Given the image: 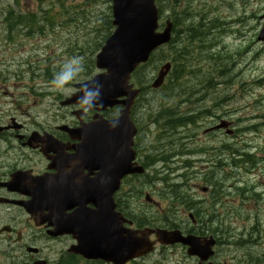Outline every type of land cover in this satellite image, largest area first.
<instances>
[{"label":"rangeland","instance_id":"obj_1","mask_svg":"<svg viewBox=\"0 0 264 264\" xmlns=\"http://www.w3.org/2000/svg\"><path fill=\"white\" fill-rule=\"evenodd\" d=\"M160 5V27L167 19L172 21L173 38L131 79L135 87L144 89L131 117L139 127L142 160L147 153L174 158L148 167L144 192L133 202L142 213L139 228L190 229L184 199L168 210L170 186L176 184L179 196L198 207L190 211L197 212L200 221L195 233L218 241L213 262L263 264L264 40L258 36L264 0H162ZM17 16L28 24L15 27ZM111 26L109 0H0V85H7L5 92L22 105L27 99L33 126L61 122L48 116L62 114L59 102L74 92L73 86L98 73L94 59ZM72 56L84 58L85 71L68 85L69 90H52L54 74ZM165 62L171 63V71L153 90L150 83ZM173 72L177 79L171 78ZM163 112L167 118L191 116L194 122L170 130L162 121L153 122L165 119L157 117ZM219 119L232 122L234 135L202 133ZM189 151L194 156H186ZM236 151L250 157L233 158ZM212 154L222 161L213 179L216 187L201 180L204 162ZM204 186L210 187L211 196L199 191ZM145 194L158 207L146 205ZM68 244L64 240L51 245L54 251L65 252ZM194 263L183 247L175 245L157 246L155 252L128 264Z\"/></svg>","mask_w":264,"mask_h":264},{"label":"water","instance_id":"obj_2","mask_svg":"<svg viewBox=\"0 0 264 264\" xmlns=\"http://www.w3.org/2000/svg\"><path fill=\"white\" fill-rule=\"evenodd\" d=\"M155 1L111 0L114 31L95 57V67L101 72L85 82L76 84L77 91L61 103L80 105L77 103V96L81 86H91L95 83L101 88L102 101L96 110H105L116 105L123 107L119 116L113 120L98 118L88 124H81L74 130L64 128L70 138L80 142L75 147V161L82 157H93L95 158L93 161L100 164L103 171L106 166V172L99 178L105 181L106 174L109 173L108 178L111 177L110 181L114 183L113 189L110 190L109 186H103L102 190L97 187L80 189L75 186V192H70L58 184L54 185L55 189L49 187L44 195L47 201L46 219L53 228L51 235H70L76 240V244L68 251L87 260L125 264L150 254L156 244L161 246L180 244L187 248V256L199 259L197 264H205L213 255L212 248L215 241L211 236H184L179 230L148 227L141 230L127 229L123 227L127 221L114 211L112 196L117 189L119 179L125 175L143 173L142 167L133 168L135 152L132 146L136 128L130 119V110L139 90L133 89V85L129 83L130 76L139 65L148 61L152 52L171 39L170 21H166L162 31H157L158 9ZM261 19H264V15ZM258 40H264V22ZM169 70V63L162 65L151 88H159ZM113 121H118L115 128L111 127ZM228 126L229 123L222 121L210 130L226 129ZM226 133L232 132L227 130ZM34 136L35 134L33 138ZM59 177V175L53 176L56 181ZM42 197L43 195L37 196L34 203H40ZM87 203H91L94 209L86 208ZM74 207L72 212L66 213ZM28 211L37 217L39 222L45 220L40 217V212L33 205ZM152 235L154 240H150Z\"/></svg>","mask_w":264,"mask_h":264},{"label":"flooded vegetation","instance_id":"obj_3","mask_svg":"<svg viewBox=\"0 0 264 264\" xmlns=\"http://www.w3.org/2000/svg\"><path fill=\"white\" fill-rule=\"evenodd\" d=\"M7 89V85H0V98L3 99L0 102V264H106L100 260L82 259L68 253L67 249L65 252L62 248L57 251L53 250L51 245L53 243L67 240L69 247L74 241L71 236H51L52 228L46 219L48 213L44 195L48 192L49 187L55 189L54 185L58 184L70 192H75V186L80 189L97 187L99 190H102L103 186H109L110 190L113 189L114 183H111V177L108 178L109 173L106 174L107 180L99 178L106 172V166L103 171V167L95 163L93 157H82L75 161V146L79 144V141L71 139L60 127L74 129L80 123L91 122L97 115H101L105 120H111L118 116L120 107L106 109L102 112H97L95 109L84 112L79 106L63 107L58 109L59 111L64 110L62 114L55 112L54 115L48 116L52 119L60 118L61 122L52 126L42 127L40 124L33 126L29 107L25 105L27 99L24 98L22 105L15 101L14 97H10L8 92H5ZM78 110L79 113H75ZM34 132L38 133L35 140L32 139ZM218 133H222V131L210 134ZM140 140V131L137 127L133 144L136 153L133 168L140 166L147 171L148 167L157 160L159 154L147 153L142 160L141 149L138 145ZM216 156L212 154L213 158H208L204 162L203 170L206 173L202 174L203 182L209 180L213 184L215 171L222 165V161L217 160ZM55 175L60 176L57 181L53 178ZM145 177H147V173L146 175L122 176L113 193L114 211L129 222L123 224L125 228H139L142 213H139L138 205H133V202L144 192ZM48 178H50L51 184H49ZM207 188V191H202L199 188L205 197L212 195L210 187ZM39 194H43V197L34 208L40 212V217L45 219L42 223L28 211ZM146 195L143 198L145 204L158 207V204L151 197L150 199L149 195ZM185 206V211L188 212L190 203H185ZM86 208L93 210L94 206L87 203ZM74 209L75 207L67 210L66 213L68 214ZM189 214L191 213H186L191 224L187 227L190 229L176 227L185 234L189 231L195 233L200 223L194 215H192V219L189 218ZM200 233L202 232L200 231ZM212 263L217 264L213 261Z\"/></svg>","mask_w":264,"mask_h":264},{"label":"clouds","instance_id":"obj_4","mask_svg":"<svg viewBox=\"0 0 264 264\" xmlns=\"http://www.w3.org/2000/svg\"><path fill=\"white\" fill-rule=\"evenodd\" d=\"M85 71L84 58L81 56H72L66 59L59 70L54 74L50 84L54 91H67L68 85L77 79ZM77 103L83 106V111L88 112L102 103L101 88L98 84L92 83L91 86H81L80 93L77 96ZM118 121H113L111 127L115 128Z\"/></svg>","mask_w":264,"mask_h":264},{"label":"trees","instance_id":"obj_5","mask_svg":"<svg viewBox=\"0 0 264 264\" xmlns=\"http://www.w3.org/2000/svg\"><path fill=\"white\" fill-rule=\"evenodd\" d=\"M161 1L162 0H158V2H159V4H161ZM9 15H11V13H9ZM18 15H20V14H18ZM30 22L32 21L31 19L29 20ZM19 24H23V25H25V24H28V20H26L24 17H20V16H17V17H15V19H14V25L15 26H18ZM10 28V27H9ZM189 30H191L190 28H189ZM193 39H196V38H199L200 37V35H193ZM154 56V55H153ZM153 56H152V58H153ZM152 58H151V60H152ZM150 60V61H151ZM145 66H142V67H139V69L134 73V76H136L137 74H138V72H140L141 71V69L142 68H144ZM46 77H48V74H46L45 75ZM177 77H178V75L175 73V72H173L172 74H171V78L172 79H177ZM144 91V89H142V92ZM167 113L166 112H163V113H159L158 114V118H162V117H165V115H166ZM194 117H191V116H182V117H178V118H174V117H169V118H167V117H165V119H155L153 122L154 123H156L157 124V122H159V121H162V124L165 126V127H167L168 129H170V130H173V129H175V128H177V127H182L183 125H185V124H190V123H193L194 122V119H193ZM228 147V146H227ZM226 146H224L223 148H227ZM196 153H199V151H195ZM189 153H191L192 154V151H189ZM239 156H244V157H249V153L248 152H239ZM168 156H160L159 158H158V160L159 161H164L165 162V159L167 158ZM161 180H164V182H166V179H161ZM170 189L172 190V193H173V196H172V200L170 201V203H169V205H168V210H169V212L171 211V209H173L174 208V206H175V203H178L179 202V200H181V199H184V204L186 203L185 202V196H179L180 194L177 192V185L176 184H174L173 186H170ZM190 210H192V207L190 208ZM197 212L196 213H194V216L196 215L197 216ZM168 222V219H165V222Z\"/></svg>","mask_w":264,"mask_h":264}]
</instances>
